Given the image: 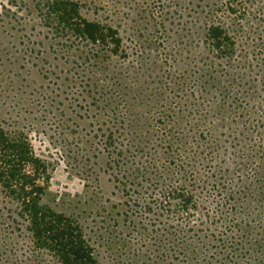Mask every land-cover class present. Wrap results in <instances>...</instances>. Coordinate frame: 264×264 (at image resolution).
<instances>
[{
  "label": "trees",
  "instance_id": "obj_1",
  "mask_svg": "<svg viewBox=\"0 0 264 264\" xmlns=\"http://www.w3.org/2000/svg\"><path fill=\"white\" fill-rule=\"evenodd\" d=\"M155 1L151 8L161 7ZM197 1L201 43L211 58L204 55L196 79L184 72L172 87L159 81L140 88L111 64L121 51L118 32L85 18L81 0H36L39 20L68 64L50 72L58 92L44 99L64 106L58 98L65 94L80 120L75 108L98 110L96 132L84 135L62 110L54 122L76 142L73 160L88 177L90 158L101 153L88 147L99 141L125 209L109 211L93 239L80 216L43 202L50 163L23 131L0 124V264H102L96 246L115 264H251L250 251L262 256L251 259L255 264H264V0ZM228 161L236 189L228 185L231 171L219 166ZM200 185L222 198L215 211L196 194Z\"/></svg>",
  "mask_w": 264,
  "mask_h": 264
},
{
  "label": "rangeland",
  "instance_id": "obj_2",
  "mask_svg": "<svg viewBox=\"0 0 264 264\" xmlns=\"http://www.w3.org/2000/svg\"><path fill=\"white\" fill-rule=\"evenodd\" d=\"M81 2L80 12L85 18L110 26L118 32L122 41L121 51L111 60V64L126 83L131 81L135 83V87L140 84V88L159 86V81H166L172 87L173 82L184 72L188 79H196L193 71H198L203 66L204 55L211 58L201 43L202 35L198 27L202 15L194 14L198 11L195 6L197 0H192L191 5H187V0H157L158 4H162L157 8H151L149 0ZM174 2L189 8L186 11L180 10L174 6ZM35 4L36 0H0V124L7 129L23 131L34 152L50 163L51 179L43 202L57 212L80 216L85 225L94 230L88 233L95 239V229L101 231L99 226L103 224L108 212L115 215V212L123 211L125 207L118 205L120 195L115 189L111 172L106 167V153L97 144L99 141L92 140L88 147H96L101 152L90 158L94 173L88 177L82 171L81 164L73 160V151L76 150L73 144L76 142L71 138L69 141L65 140L67 137L64 132L56 127L58 125L54 120L62 110L70 119L80 124L84 135V132L91 130L96 132L95 123L99 113L97 109L90 108L92 118L85 110L88 106L85 103L83 110L75 108L84 116V120H80L68 109L65 94L58 98L64 106L52 102L50 105L44 99L47 95L53 96L52 92H58L53 83L56 77L50 72L59 74L68 64L63 60L58 44L52 39V32L41 24ZM208 62L209 59L205 63ZM58 83L57 87L61 85V81ZM66 85V82H62L63 89ZM175 100L182 101L177 97ZM90 124L95 126L94 129ZM227 132L229 133H225ZM219 166L222 171L225 168L231 171L227 175L233 182L228 185L236 189L234 185L238 186L239 183L231 161L220 163ZM199 187L196 194L201 202L209 211H215L217 202L222 201V198L213 190L209 189L205 193L201 190V185ZM237 196L240 203L241 197ZM114 205L116 208H113ZM236 208L239 209V206L236 205ZM253 237L259 239V235L255 233ZM97 244H100L99 240ZM96 251L102 264H115L104 246H96ZM248 256L247 260L249 258L251 264H255L251 260L254 257H262L252 251ZM170 262L180 264L177 260Z\"/></svg>",
  "mask_w": 264,
  "mask_h": 264
}]
</instances>
